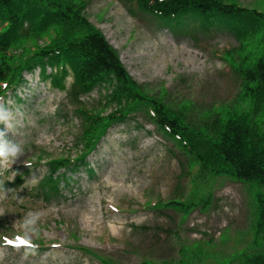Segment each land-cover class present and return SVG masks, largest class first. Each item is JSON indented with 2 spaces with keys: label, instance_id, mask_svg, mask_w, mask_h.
<instances>
[{
  "label": "rangeland",
  "instance_id": "1",
  "mask_svg": "<svg viewBox=\"0 0 264 264\" xmlns=\"http://www.w3.org/2000/svg\"><path fill=\"white\" fill-rule=\"evenodd\" d=\"M72 1L105 34L144 91L166 107L193 119L255 112L242 96L239 66L262 54L263 33L238 37L221 24L207 28L192 13L166 25L137 0ZM233 1L264 11V0ZM54 34L48 29L37 36L24 26L12 51L25 59L32 45H44ZM67 69L68 89L73 73ZM97 90L85 97L88 106L98 103ZM0 103L13 113L14 128L5 130V138L26 147L13 163L0 164V237H23L31 245L11 248L0 239V264H105L101 256L112 264H247L248 257L264 254V242L255 244L264 182L189 165L184 150L144 110L110 128L87 164L65 171L71 179L63 178L61 190L46 196L38 183L48 159L79 153L84 123L68 105L66 91L53 88L38 70L25 73ZM253 115L263 122L264 104ZM171 199L178 204L166 206ZM29 212L40 213L39 234L25 237L20 225Z\"/></svg>",
  "mask_w": 264,
  "mask_h": 264
},
{
  "label": "trees",
  "instance_id": "2",
  "mask_svg": "<svg viewBox=\"0 0 264 264\" xmlns=\"http://www.w3.org/2000/svg\"><path fill=\"white\" fill-rule=\"evenodd\" d=\"M138 3L166 24L179 21L185 13H192L200 17L206 27L221 24L234 30L238 37L264 34V13L228 0H138ZM83 11L72 0H0V81L16 84L22 81L25 68L50 64L60 67L52 77L54 84L65 87L69 65L75 75L69 90L70 101L81 105L80 96L84 92L102 83L113 85L105 106L116 103L114 111L102 116L83 106L78 109L86 124L82 135L86 150L79 160L95 147L110 125L142 108L161 129L196 154L206 167L217 166L219 172L239 179L264 181V131H257L250 112L233 114L230 111L225 118L216 115L212 121L198 127L187 122L143 90L129 74L117 51L88 21ZM25 25L37 36L48 29L54 30L55 34L44 46H33L31 55L20 60L11 49L19 42ZM262 54L256 62L241 69L244 97L253 103L255 112L264 101V51ZM64 160L69 161L66 158L55 160L56 168ZM57 179L52 175L46 178L52 190L57 189ZM259 202L258 235L264 239V198ZM249 263L264 264V255L250 258Z\"/></svg>",
  "mask_w": 264,
  "mask_h": 264
},
{
  "label": "clouds",
  "instance_id": "3",
  "mask_svg": "<svg viewBox=\"0 0 264 264\" xmlns=\"http://www.w3.org/2000/svg\"><path fill=\"white\" fill-rule=\"evenodd\" d=\"M0 123L5 125V129H0V164L13 163L20 155L25 153L26 147L21 141H11L5 138V130L14 128L13 113L4 104L0 103ZM14 175L9 176L13 180ZM3 180H0V191L3 190ZM39 212H29L24 217L20 227L24 230L23 235L28 237L30 234H39L38 221Z\"/></svg>",
  "mask_w": 264,
  "mask_h": 264
},
{
  "label": "snow or ice",
  "instance_id": "4",
  "mask_svg": "<svg viewBox=\"0 0 264 264\" xmlns=\"http://www.w3.org/2000/svg\"><path fill=\"white\" fill-rule=\"evenodd\" d=\"M4 241L5 244L11 245L13 247H18V246H31L30 242L25 240L23 237H16L15 240L10 239L7 236L0 237ZM16 241H19V245L16 244Z\"/></svg>",
  "mask_w": 264,
  "mask_h": 264
},
{
  "label": "bare ground",
  "instance_id": "5",
  "mask_svg": "<svg viewBox=\"0 0 264 264\" xmlns=\"http://www.w3.org/2000/svg\"><path fill=\"white\" fill-rule=\"evenodd\" d=\"M168 45V44H167Z\"/></svg>",
  "mask_w": 264,
  "mask_h": 264
}]
</instances>
